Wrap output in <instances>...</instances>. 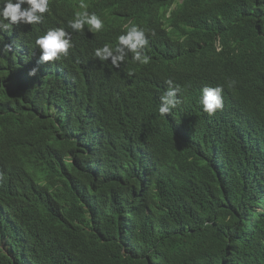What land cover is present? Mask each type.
<instances>
[{"label": "trees", "instance_id": "16d2710c", "mask_svg": "<svg viewBox=\"0 0 264 264\" xmlns=\"http://www.w3.org/2000/svg\"><path fill=\"white\" fill-rule=\"evenodd\" d=\"M102 1L125 12L126 0ZM129 10L173 44L169 79H189L170 115H160L161 98L143 105L156 93L140 89L145 71L92 95L118 105L105 97L72 108L61 100L79 80L42 78L36 90L16 76L31 50L0 46V141L15 165L0 186V264H264V0ZM206 75L237 82L201 83L228 89L240 129L228 118L194 121L192 87Z\"/></svg>", "mask_w": 264, "mask_h": 264}, {"label": "clouds", "instance_id": "9594fccd", "mask_svg": "<svg viewBox=\"0 0 264 264\" xmlns=\"http://www.w3.org/2000/svg\"><path fill=\"white\" fill-rule=\"evenodd\" d=\"M145 1L126 0L125 12H110L100 18L86 10L88 5L83 0L79 5L85 9L82 12L75 10L78 0H0V41H4L0 46L5 55L12 51L10 43L14 40L31 50L30 56H23L24 68L18 70L16 76L36 90L42 78L65 84L68 80H79L61 100L72 108L90 110L105 97L118 105L116 95L93 96L99 88L114 81L125 87L124 78L128 74L133 75L134 70L145 71L148 80L140 89L153 88L156 93L142 95L143 105L150 107L157 97L161 98L159 112L167 116L182 102L178 99L183 91L180 86L189 79L179 82L169 79L167 59L172 54L173 44L165 34L157 33L153 24L146 25L129 17L130 7L137 8ZM23 24L30 27L25 29ZM3 57L8 59V56ZM215 78L230 89L237 83L232 80L227 84L221 75L201 76L192 87V95L200 105V114L194 121L228 118L227 124L232 122L234 129H240L235 122L241 118V110L231 105L228 89L219 84L201 83ZM225 105L231 109L224 111ZM234 134L229 132L228 136ZM4 154L9 165L5 163ZM14 170L13 153L0 141V186L13 180Z\"/></svg>", "mask_w": 264, "mask_h": 264}, {"label": "bare ground", "instance_id": "6f19581e", "mask_svg": "<svg viewBox=\"0 0 264 264\" xmlns=\"http://www.w3.org/2000/svg\"><path fill=\"white\" fill-rule=\"evenodd\" d=\"M78 4L75 7L76 11H85V9H81L79 7L81 0H78ZM84 3L88 5V8L86 9L89 13H96L99 16H103L102 14H108L111 11L108 10L106 4L102 0H83ZM50 12H53L54 8L50 5ZM25 29L29 28L30 25H22ZM82 49V48H81Z\"/></svg>", "mask_w": 264, "mask_h": 264}]
</instances>
